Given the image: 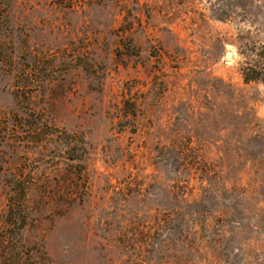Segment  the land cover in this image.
Wrapping results in <instances>:
<instances>
[{"label":"rangeland","instance_id":"1","mask_svg":"<svg viewBox=\"0 0 264 264\" xmlns=\"http://www.w3.org/2000/svg\"><path fill=\"white\" fill-rule=\"evenodd\" d=\"M0 264H264V0H0Z\"/></svg>","mask_w":264,"mask_h":264},{"label":"water","instance_id":"2","mask_svg":"<svg viewBox=\"0 0 264 264\" xmlns=\"http://www.w3.org/2000/svg\"><path fill=\"white\" fill-rule=\"evenodd\" d=\"M225 56H226L227 58H231L232 55L228 52V53L225 54Z\"/></svg>","mask_w":264,"mask_h":264},{"label":"bare ground","instance_id":"3","mask_svg":"<svg viewBox=\"0 0 264 264\" xmlns=\"http://www.w3.org/2000/svg\"><path fill=\"white\" fill-rule=\"evenodd\" d=\"M232 55V52H229ZM232 57V56H231Z\"/></svg>","mask_w":264,"mask_h":264}]
</instances>
